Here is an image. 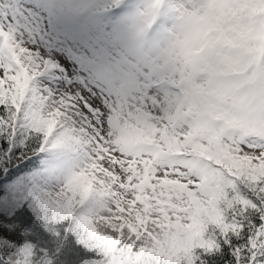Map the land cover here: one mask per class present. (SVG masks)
Instances as JSON below:
<instances>
[{"label": "snow or ice", "instance_id": "1", "mask_svg": "<svg viewBox=\"0 0 264 264\" xmlns=\"http://www.w3.org/2000/svg\"><path fill=\"white\" fill-rule=\"evenodd\" d=\"M0 264H264V0H0Z\"/></svg>", "mask_w": 264, "mask_h": 264}]
</instances>
